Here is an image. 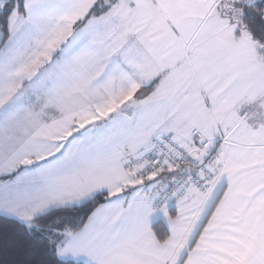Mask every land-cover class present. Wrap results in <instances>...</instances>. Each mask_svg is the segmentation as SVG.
I'll return each instance as SVG.
<instances>
[{
  "label": "snow or ice",
  "instance_id": "obj_1",
  "mask_svg": "<svg viewBox=\"0 0 264 264\" xmlns=\"http://www.w3.org/2000/svg\"><path fill=\"white\" fill-rule=\"evenodd\" d=\"M0 264H264V0H0Z\"/></svg>",
  "mask_w": 264,
  "mask_h": 264
}]
</instances>
